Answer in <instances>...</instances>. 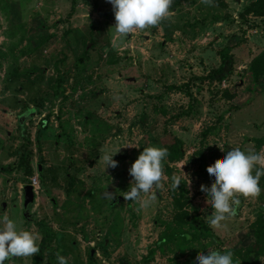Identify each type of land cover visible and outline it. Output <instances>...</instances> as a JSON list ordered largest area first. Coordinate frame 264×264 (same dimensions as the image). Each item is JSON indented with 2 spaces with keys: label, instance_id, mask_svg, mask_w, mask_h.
<instances>
[{
  "label": "rangeland",
  "instance_id": "374dc122",
  "mask_svg": "<svg viewBox=\"0 0 264 264\" xmlns=\"http://www.w3.org/2000/svg\"><path fill=\"white\" fill-rule=\"evenodd\" d=\"M114 25L109 0H0V227L8 216L39 244L5 264H57V252L67 264H194L208 247L264 264V251L243 260L264 219V176L221 229L200 191L232 147H264V61L250 70L264 53V0H172L158 25L126 36ZM148 146L168 154L141 207L122 192ZM106 150L118 164L104 171Z\"/></svg>",
  "mask_w": 264,
  "mask_h": 264
},
{
  "label": "clouds",
  "instance_id": "9594fccd",
  "mask_svg": "<svg viewBox=\"0 0 264 264\" xmlns=\"http://www.w3.org/2000/svg\"><path fill=\"white\" fill-rule=\"evenodd\" d=\"M114 12L115 33L126 36L134 30H143L158 25L169 14L172 0H109ZM223 151L224 149L221 148ZM119 150H106L98 160L106 168H115L118 161L113 156ZM168 149L158 146L144 147L138 158L131 164L128 172L132 178L127 191L122 192L125 200L138 202L146 207L154 200L153 189L161 187L163 173L162 162ZM211 187L200 186L211 206V215L206 216L209 227L221 229L237 214L240 198H255L261 193L260 178L264 176V147L260 151L242 150L232 147L223 160L217 161L206 169ZM183 175L185 173L182 171ZM187 177V176H186ZM188 178V177H187ZM169 187L177 190L182 183L181 175L173 173L169 177ZM189 181V180H188ZM189 183V182H188ZM142 194H148L142 197ZM103 197L113 199V193L104 191ZM38 237L29 230L18 229L16 222L8 216L3 217L0 227V264L13 257H32L39 252ZM207 254H201L194 264H236L231 250L208 247ZM57 264H67V258L56 253Z\"/></svg>",
  "mask_w": 264,
  "mask_h": 264
},
{
  "label": "trees",
  "instance_id": "16d2710c",
  "mask_svg": "<svg viewBox=\"0 0 264 264\" xmlns=\"http://www.w3.org/2000/svg\"><path fill=\"white\" fill-rule=\"evenodd\" d=\"M264 61V53H261L250 65V70H254L257 68V66L261 65ZM264 67V64H263ZM222 69V68H221ZM221 69L218 70V72H221ZM252 70V71H253ZM174 144H176V139L173 140ZM257 225L259 226L258 229L257 227L254 228L253 231V243L251 244L250 247H247V249L245 250V257H243V260H246L249 256H258L260 255L263 251H264V240L262 243L261 242V236H264V219L263 217H261V219H259L257 221ZM241 252L239 251L238 254H240Z\"/></svg>",
  "mask_w": 264,
  "mask_h": 264
},
{
  "label": "water",
  "instance_id": "95a60500",
  "mask_svg": "<svg viewBox=\"0 0 264 264\" xmlns=\"http://www.w3.org/2000/svg\"><path fill=\"white\" fill-rule=\"evenodd\" d=\"M24 198H25V205H29L34 201V190L31 184L24 186Z\"/></svg>",
  "mask_w": 264,
  "mask_h": 264
},
{
  "label": "built area",
  "instance_id": "2783aa9c",
  "mask_svg": "<svg viewBox=\"0 0 264 264\" xmlns=\"http://www.w3.org/2000/svg\"><path fill=\"white\" fill-rule=\"evenodd\" d=\"M37 183H38L37 178L33 177L31 179V185L33 186L34 190L36 189Z\"/></svg>",
  "mask_w": 264,
  "mask_h": 264
},
{
  "label": "crops",
  "instance_id": "0c3cea01",
  "mask_svg": "<svg viewBox=\"0 0 264 264\" xmlns=\"http://www.w3.org/2000/svg\"><path fill=\"white\" fill-rule=\"evenodd\" d=\"M33 190H34V188H33ZM34 193H35V190H34Z\"/></svg>",
  "mask_w": 264,
  "mask_h": 264
}]
</instances>
